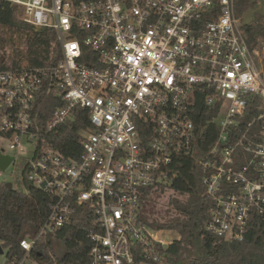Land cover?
<instances>
[{
  "label": "built area",
  "instance_id": "obj_1",
  "mask_svg": "<svg viewBox=\"0 0 264 264\" xmlns=\"http://www.w3.org/2000/svg\"><path fill=\"white\" fill-rule=\"evenodd\" d=\"M5 1L33 29L55 33L52 63L0 70V142L12 154L0 151L15 160L28 148L26 181L52 202L35 237L19 243L22 257L6 264H38L39 240L75 226L78 208L91 264H134L136 254L166 264L173 242L159 240L141 205L199 152L206 129L204 230L242 242L254 218L264 228V40L249 44L236 0ZM41 94L59 104L44 124ZM197 106L210 115L201 131ZM77 109L91 128L70 159L47 139Z\"/></svg>",
  "mask_w": 264,
  "mask_h": 264
},
{
  "label": "trees",
  "instance_id": "obj_2",
  "mask_svg": "<svg viewBox=\"0 0 264 264\" xmlns=\"http://www.w3.org/2000/svg\"><path fill=\"white\" fill-rule=\"evenodd\" d=\"M79 1L76 0L75 4ZM252 4L250 0H236V17L247 13ZM18 15L16 6L0 0V70L14 69L24 63L30 66L49 64L55 33L48 29L35 30L20 20ZM261 22L242 25L249 44L264 40ZM6 32L18 36L17 44L5 38ZM58 105L53 96L40 95L35 109L40 124L46 123ZM201 111V106H197L195 120L198 131L210 118ZM88 117L87 111L77 109L71 120L50 134L47 146L65 158L77 159L85 135L91 128ZM213 131L206 129L202 132L204 138L199 143V152L193 157L178 160L165 185H158L145 193L144 200L151 194L160 198L169 190L171 193L166 206L178 217L163 224L151 221L144 215L142 219L153 230L177 233L178 239L162 250L166 264H264V228L258 219L252 220L242 242H226L204 230L209 203L204 195L202 171L197 159L211 146ZM51 203L49 196L31 184L27 185L25 193H21L0 183V245L6 251L7 262L14 257H22L19 243L35 237L49 213ZM84 212L83 208L77 209L75 226L39 240L36 252L32 254L38 264H91L88 257L91 245L79 228L86 226L80 217ZM134 264H141L137 254Z\"/></svg>",
  "mask_w": 264,
  "mask_h": 264
},
{
  "label": "rangeland",
  "instance_id": "obj_3",
  "mask_svg": "<svg viewBox=\"0 0 264 264\" xmlns=\"http://www.w3.org/2000/svg\"><path fill=\"white\" fill-rule=\"evenodd\" d=\"M250 1H252L253 4L249 8L248 12L237 18L240 19V23L242 25L262 20L261 24L264 27V0ZM18 18L21 20L20 13ZM5 38L12 40L13 44H17L18 36H14L10 32H6ZM0 143L2 148H4L8 154H12V152L8 150L7 143L5 141ZM29 156L30 152L28 151V148H26L25 154L18 155L5 172H0V183L11 184L13 190L25 193L27 185H29L26 181L27 173L25 170L26 160ZM170 193L171 192L167 190L160 198H157L154 194L146 197L141 205L142 217L144 215L147 219L160 224L176 219L178 214L173 210H168L166 206ZM155 233L159 240L165 243L173 242L178 239L177 233L172 230L156 231ZM5 254L6 251L4 250V254L0 256V264H6L7 261ZM31 264H33V262H31Z\"/></svg>",
  "mask_w": 264,
  "mask_h": 264
},
{
  "label": "water",
  "instance_id": "obj_4",
  "mask_svg": "<svg viewBox=\"0 0 264 264\" xmlns=\"http://www.w3.org/2000/svg\"><path fill=\"white\" fill-rule=\"evenodd\" d=\"M14 158L11 156L3 155L0 151V172H5L6 169L13 163ZM9 189H12L11 184H7ZM4 254V249L0 245V256Z\"/></svg>",
  "mask_w": 264,
  "mask_h": 264
}]
</instances>
